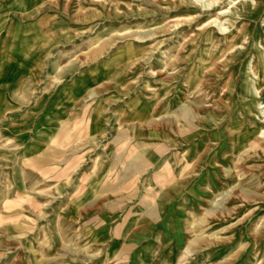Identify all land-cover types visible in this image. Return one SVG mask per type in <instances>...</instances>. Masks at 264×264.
<instances>
[{
  "label": "rangeland",
  "instance_id": "1",
  "mask_svg": "<svg viewBox=\"0 0 264 264\" xmlns=\"http://www.w3.org/2000/svg\"><path fill=\"white\" fill-rule=\"evenodd\" d=\"M0 264H264V0H0Z\"/></svg>",
  "mask_w": 264,
  "mask_h": 264
},
{
  "label": "crops",
  "instance_id": "2",
  "mask_svg": "<svg viewBox=\"0 0 264 264\" xmlns=\"http://www.w3.org/2000/svg\"><path fill=\"white\" fill-rule=\"evenodd\" d=\"M147 113L148 111L145 110L143 105H141V107L131 106L130 108H122L119 111H116L115 125L117 130L120 131L123 129L132 133H136V131L139 129V126L141 127V125H144L146 128L143 130L150 133V121L147 120ZM148 140L149 138H147V141Z\"/></svg>",
  "mask_w": 264,
  "mask_h": 264
},
{
  "label": "bare ground",
  "instance_id": "3",
  "mask_svg": "<svg viewBox=\"0 0 264 264\" xmlns=\"http://www.w3.org/2000/svg\"><path fill=\"white\" fill-rule=\"evenodd\" d=\"M238 3H235V5H237ZM256 7H257V5H256ZM240 9H244V10H249V11H252V10H254L253 8H252V4H249V3H244L241 7H240ZM225 11V10H224ZM4 26H5V24H4ZM255 74H257V73H255ZM258 79L259 80H261V77L259 76L258 77ZM237 131L239 132V143H241V145H245L246 143H248V140H249V138H250V131H247V130H245L243 127H241V126H238L237 127Z\"/></svg>",
  "mask_w": 264,
  "mask_h": 264
}]
</instances>
